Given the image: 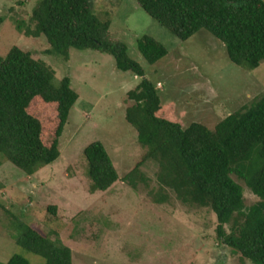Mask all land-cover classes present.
<instances>
[{
	"label": "rangeland",
	"instance_id": "rangeland-1",
	"mask_svg": "<svg viewBox=\"0 0 264 264\" xmlns=\"http://www.w3.org/2000/svg\"><path fill=\"white\" fill-rule=\"evenodd\" d=\"M36 1L0 0V55L12 46L29 51L54 69L55 80L68 76L78 99L59 137L54 162L25 174L0 155V261L20 254L30 264L43 263L11 237V221L19 218L40 234L59 238L71 249L72 264H252L217 238V219L210 209L183 204L172 192L168 202L155 203L142 185L134 190L121 180L144 153L135 129L124 119L131 104L127 92L141 77L118 70L111 55L96 50L70 48L65 60L47 51L44 36L17 30L18 20L28 23ZM89 2L98 16L110 18V37L124 42L144 77L156 82L158 116L213 128L264 90V61L253 70L241 68L205 29L182 41L135 0ZM143 34L167 48L153 64L137 49L136 40ZM26 111L40 122L43 144L50 145L57 126L55 105L34 99ZM94 140L108 151L119 179L107 190L91 193L82 151ZM142 169L156 187L155 162L147 161ZM233 179L243 188L245 206L259 199L242 180Z\"/></svg>",
	"mask_w": 264,
	"mask_h": 264
},
{
	"label": "trees",
	"instance_id": "trees-1",
	"mask_svg": "<svg viewBox=\"0 0 264 264\" xmlns=\"http://www.w3.org/2000/svg\"><path fill=\"white\" fill-rule=\"evenodd\" d=\"M135 1L182 41L205 29L223 43L228 59L241 68L253 70L264 61V0ZM107 16H98L89 0H37L28 23L18 20L16 28L26 36H44L47 51L65 60L70 48L96 50L111 55L118 70L141 77L127 92L131 104L125 108L124 119L135 129L144 153L121 180L134 190L142 185L155 203L168 202L172 192L183 204L210 209L217 219V238L241 260L264 264V90L213 128L160 117L156 82L144 77L143 67L128 55L124 42L110 37ZM136 46L150 64L167 54L165 45L148 34L138 37ZM34 99L56 108L55 136L48 146L40 139V122L26 111ZM77 99L70 78L55 80L54 69L29 51L12 46L0 55L1 157L25 174L54 162L59 156V137ZM82 154L89 192L105 191L119 179L100 141L89 142ZM147 161L156 164V187L150 186L142 169ZM233 175L259 198L252 205L245 206L243 188ZM11 222L14 242L40 256L42 264H72L71 249L59 238L40 234L19 218ZM0 264L30 262L13 254Z\"/></svg>",
	"mask_w": 264,
	"mask_h": 264
}]
</instances>
